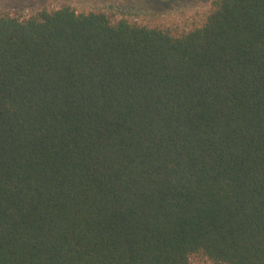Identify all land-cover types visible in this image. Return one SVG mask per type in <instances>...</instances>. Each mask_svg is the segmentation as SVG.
I'll use <instances>...</instances> for the list:
<instances>
[{
	"label": "trees",
	"instance_id": "1",
	"mask_svg": "<svg viewBox=\"0 0 264 264\" xmlns=\"http://www.w3.org/2000/svg\"><path fill=\"white\" fill-rule=\"evenodd\" d=\"M264 264V0L189 31L0 13V264Z\"/></svg>",
	"mask_w": 264,
	"mask_h": 264
},
{
	"label": "rangeland",
	"instance_id": "2",
	"mask_svg": "<svg viewBox=\"0 0 264 264\" xmlns=\"http://www.w3.org/2000/svg\"><path fill=\"white\" fill-rule=\"evenodd\" d=\"M215 0H0V13L28 18L42 9L70 5L78 12L115 14L145 25L189 31L203 24ZM194 264H210L195 261Z\"/></svg>",
	"mask_w": 264,
	"mask_h": 264
}]
</instances>
